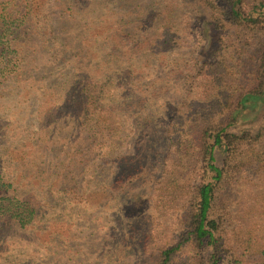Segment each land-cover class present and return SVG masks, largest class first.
I'll return each instance as SVG.
<instances>
[{"label":"trees","instance_id":"1","mask_svg":"<svg viewBox=\"0 0 264 264\" xmlns=\"http://www.w3.org/2000/svg\"><path fill=\"white\" fill-rule=\"evenodd\" d=\"M0 136V264H264V0H0Z\"/></svg>","mask_w":264,"mask_h":264},{"label":"rangeland","instance_id":"2","mask_svg":"<svg viewBox=\"0 0 264 264\" xmlns=\"http://www.w3.org/2000/svg\"><path fill=\"white\" fill-rule=\"evenodd\" d=\"M213 39L212 34L210 36V40ZM125 118V124L128 129V131H131L134 128L133 120L129 116H124ZM13 143H15V140L13 138H3L0 136V149H4L5 146H11ZM259 190V189H257ZM82 257H86L81 255Z\"/></svg>","mask_w":264,"mask_h":264}]
</instances>
